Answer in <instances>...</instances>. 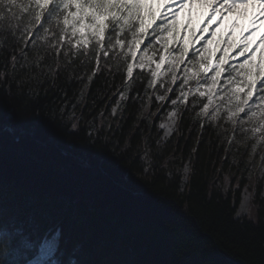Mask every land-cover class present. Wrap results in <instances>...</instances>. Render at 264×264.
<instances>
[{
  "label": "trees",
  "instance_id": "1",
  "mask_svg": "<svg viewBox=\"0 0 264 264\" xmlns=\"http://www.w3.org/2000/svg\"><path fill=\"white\" fill-rule=\"evenodd\" d=\"M40 33L44 35L42 29ZM125 36L128 40L131 33L126 30L121 38ZM100 56L84 107L86 121L95 117L100 126L102 111L112 124L98 139L89 137L87 124L85 130L65 126L47 99L34 107L23 98H8L19 122L0 119V195L15 190L17 206L0 217V261L261 264L264 178L253 180L252 210L239 216L247 182L237 175L226 184L225 177L229 169L241 168L242 159L231 164L225 131L201 114L205 100L191 93L187 102L180 99L176 129L165 138L155 85L148 84L150 71L134 68L128 78L125 57ZM80 59L74 58L79 74L91 75L95 59L84 66ZM79 87L72 84L69 95ZM26 230L31 242L13 245V235ZM56 232V248L48 249L50 258H41L42 244Z\"/></svg>",
  "mask_w": 264,
  "mask_h": 264
},
{
  "label": "snow or ice",
  "instance_id": "2",
  "mask_svg": "<svg viewBox=\"0 0 264 264\" xmlns=\"http://www.w3.org/2000/svg\"><path fill=\"white\" fill-rule=\"evenodd\" d=\"M153 2L154 0H0V119L19 122V113L15 106L8 102L9 97L12 99L23 98L34 107L41 106V100L47 99L49 110L54 111L57 117L65 123V126L70 123L72 129L85 130L84 125L87 124L86 130L89 137L95 136L98 139L99 135L104 132L105 126L111 129L112 124L102 111L99 113L102 117L100 126L96 125L95 117L92 121H86L84 107L87 102L89 84L99 70L100 53H103L106 58L110 53L117 59L125 57L128 78L133 77L134 67L140 69L149 67L151 73V79L148 81L149 87L154 86L161 75L160 69L165 60L164 56L153 60L145 50V55L139 57V63H135L138 59L136 53L140 50V45L144 43V38L147 35L146 27H150V25L146 26L145 16L150 15L153 21L156 20L151 9ZM225 5L230 9L242 7L245 11L249 6L258 8L259 12L254 15V20L264 19V0H225ZM186 6V2L179 5L181 9ZM172 15L171 22L163 24L154 31L161 29L175 31V14ZM25 16H31L32 19L26 22ZM164 19L167 20V16ZM42 20L44 24L52 26L51 31L48 27H44V24L41 23ZM37 25L40 27L37 28ZM34 29L36 31L33 38ZM40 29L43 30L44 35H41ZM126 30L132 36V39L127 43L125 42L126 36L121 38ZM106 33H112L107 40ZM193 35H195L194 32ZM154 39L159 41L160 37L154 36ZM38 41L42 43H38ZM208 44H211V40L208 41ZM149 46H151V42H149ZM163 47L167 52V44ZM62 49H64L63 54ZM117 49L120 51H116ZM188 51V46L185 44L179 49L180 56H187ZM204 51H209L207 46ZM227 55L228 52H224V56ZM236 55L244 57V59L239 63L238 68L231 65L228 69L226 85L236 84L237 86L235 88L228 87L225 92L224 98L228 101L227 118L235 123L236 118L244 113L246 119L253 123L257 122L254 120L255 117H260L261 127H264V52L261 53L260 62L257 64L253 60L255 49L249 46L246 37ZM180 56H174L173 60L180 59ZM80 57L84 58L79 60L81 66L86 65V62L91 59H95L96 69L92 71L91 75L85 77L79 74L74 58L79 59ZM128 59L133 63H127ZM201 59L207 60L203 54H201ZM225 63L226 61L221 58L215 65L214 74L210 78L211 83L203 91L199 86L196 89L199 96L207 95L209 98V103L203 105L201 114L208 112L212 97L215 95L216 85L219 83L222 72H225L223 68ZM153 65L154 70H152ZM212 69L211 63H208L207 68L201 66V71L205 73ZM177 70L178 65L168 69L173 73L171 83H175L178 79L175 75ZM198 77V72L190 74L185 69L181 89L192 79H197L199 85ZM237 77H243V79L238 81ZM85 79L88 81L87 83H85ZM240 83L243 84V88L239 86ZM72 84H80L81 87L73 91L70 96L69 89ZM245 88L247 91L242 99L240 93L244 92ZM171 91V88H165V93ZM254 94H256L255 98L259 103L250 105L249 101L253 100ZM120 95L123 97L124 93L122 92ZM188 95L189 92L181 91L179 99L182 102H187ZM158 99L163 101L165 96H159ZM171 103L175 105L177 100H172ZM254 107L258 111L253 110ZM116 111L117 109L113 107L111 114L115 115ZM219 113L220 106L217 105L212 118L216 119ZM175 116V112L170 113L171 123L160 126L167 128L165 135L171 133L173 125H175V119H173ZM253 131L259 132L260 127ZM2 138L4 137L2 136ZM147 155L146 152L145 157ZM146 162L148 167L152 166L150 161ZM144 170L147 171V168ZM185 171H188L187 167ZM16 202L17 193L15 190L11 194L6 192L0 195V217L15 212ZM35 231L39 232V229ZM31 239V234L26 230L18 235H13L11 243L27 245ZM45 243L49 242L45 241ZM0 264H7V261H0ZM81 264H90V262L82 261ZM261 264H264V258H262Z\"/></svg>",
  "mask_w": 264,
  "mask_h": 264
},
{
  "label": "rangeland",
  "instance_id": "3",
  "mask_svg": "<svg viewBox=\"0 0 264 264\" xmlns=\"http://www.w3.org/2000/svg\"><path fill=\"white\" fill-rule=\"evenodd\" d=\"M185 2L187 6L181 9L179 7L180 3ZM151 9L156 16V20L153 21L150 15L145 16L146 26L150 25V27H146L147 35L144 38V43L140 45V50L136 53L138 59L135 63H139V57L145 55V50L146 54L151 56L153 60H158L161 56L165 57L164 63L161 65L160 69L161 75L156 81L153 94L157 104L161 108V110L159 108V112L161 113L160 126L162 124L168 125L171 123L170 113L175 112L176 116L173 118L175 119V125H173L171 133L165 135L167 128L160 127L163 132V137H170L176 129L179 117L178 107L180 92H189L196 95L199 99H204L205 104H208V96H199L196 89L199 86L200 90L203 91L208 84L211 83L210 78L214 74L215 65L219 63L221 58L226 61L223 65L225 72H222L219 83L215 88V95L212 97V103L209 105L207 114H203V116L213 121L222 131H225L231 164H238L239 160L242 159V166L239 170L233 167L227 171L225 182L226 184L231 183L233 178L237 175L245 178L247 183L242 189L237 213L239 216L249 215L252 210V200L255 189L253 180L257 181L264 178V127H261L260 117H255L254 120L257 122L253 123L246 119L244 113H241L240 116L236 118L235 123L227 118L226 109L228 101L224 98L225 92L228 87L235 88L237 85L233 84L228 86L225 81L227 79L229 66L235 65L238 68L239 63L244 59V57H237L236 53L240 50V46L244 43L246 37L249 41V46L255 49L253 60L257 64L260 62L261 53L264 52V41H262L261 37L262 32L260 30L248 32L243 28L240 30L241 27H232L228 25L229 22L221 20L218 12L211 11L212 5L205 3L203 0H154V2L151 3ZM172 14H175V31L172 29H168L167 31L162 29L160 31H154L163 24L171 22L173 19ZM165 16H167V20L164 19ZM193 32L195 35H193ZM249 33L251 34L249 35ZM154 36H159L160 40H155ZM131 39L132 36L128 37L126 43ZM209 40H211V44H208ZM149 42H151V46H149ZM165 44H167L168 47L167 52L164 51L163 46ZM185 44L189 49L188 54L187 56H180L179 49ZM205 46L209 49L208 52L204 51ZM124 51H127V49H124ZM224 52H228V55L224 56ZM201 54H203L207 60H202ZM174 56H180V59L173 60ZM131 63L133 62L131 61ZM208 63L213 65V69L206 73L201 71V66L203 65L204 68H207ZM174 65H178V70L175 72L178 79L175 83H171L173 73L169 72L168 69ZM185 69H187L190 74L192 72L199 73V85L197 79H192L181 89L180 86L185 76ZM144 70H149V67L146 66ZM152 70H154V65L152 66ZM233 75H235V73H233ZM242 79L243 77H237L238 81ZM239 86L242 88L244 87L242 83H240ZM165 88H171L172 91L165 93ZM246 91L247 89L245 88L244 92L240 93L242 99ZM159 96H165V99L161 101L158 99ZM172 96H175L172 100H177L175 105L171 103L172 100L169 101L170 98H173ZM255 96L256 94H254L253 100L249 101L250 105L259 103ZM123 97L120 95L118 101L120 102ZM168 102L169 105L167 106L166 103ZM217 105L220 106V113L216 119H213V112ZM115 108L118 109V106L116 105ZM253 110L258 111L255 107ZM257 127H260V131H253V129ZM186 167L188 169L187 172L185 171ZM188 173L189 166L187 164L183 170V185L187 180ZM57 241L58 232L52 235L48 244H42L41 258H50L51 252L48 249L53 246L52 250H54Z\"/></svg>",
  "mask_w": 264,
  "mask_h": 264
},
{
  "label": "bare ground",
  "instance_id": "4",
  "mask_svg": "<svg viewBox=\"0 0 264 264\" xmlns=\"http://www.w3.org/2000/svg\"><path fill=\"white\" fill-rule=\"evenodd\" d=\"M203 1L209 5H212L211 11L218 12L220 14V19L224 21H228L229 22L228 25L232 27H236V26L241 27L240 30H242L243 28L248 32L252 30H260L262 32V35L261 33L260 35L262 38H264V19L259 21L254 20V15L258 14L259 12L258 8H253L249 6L245 11L242 7L237 9L227 8L225 5V0H203Z\"/></svg>",
  "mask_w": 264,
  "mask_h": 264
}]
</instances>
